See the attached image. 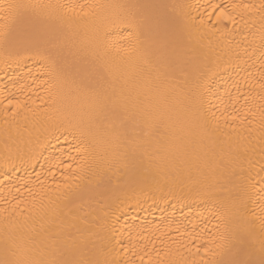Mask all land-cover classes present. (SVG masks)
I'll list each match as a JSON object with an SVG mask.
<instances>
[{
	"label": "snow or ice",
	"instance_id": "6c2138e0",
	"mask_svg": "<svg viewBox=\"0 0 264 264\" xmlns=\"http://www.w3.org/2000/svg\"><path fill=\"white\" fill-rule=\"evenodd\" d=\"M186 7L167 0H0L5 74L12 61L27 67L29 87L42 90L48 105L34 113L42 138L18 157L27 175L11 178L32 199L28 216L13 211L0 218V264H121L92 221L64 211L112 167L139 178L174 175L210 211L190 231L176 228L196 242L191 264H264V187L234 191L235 173L226 163L234 148L219 139V117L207 107L224 103L218 80L231 81L244 117L259 114L264 138V0L205 6L211 24L202 15V26L226 39L243 36L220 50L204 45L203 28L193 32ZM3 101L14 116L26 110L7 87ZM14 163L4 158L5 167ZM257 197L259 214L249 211ZM147 243L140 251L149 259L140 256L141 264H182L179 248L149 250ZM135 249L125 251L137 256Z\"/></svg>",
	"mask_w": 264,
	"mask_h": 264
},
{
	"label": "bare ground",
	"instance_id": "6f19581e",
	"mask_svg": "<svg viewBox=\"0 0 264 264\" xmlns=\"http://www.w3.org/2000/svg\"><path fill=\"white\" fill-rule=\"evenodd\" d=\"M71 2L84 3L87 0H71ZM167 2L189 6L182 12L193 32L197 28H203L205 46L210 43L212 47L220 50L228 44V39L233 40L234 43L243 40L241 35L226 39L225 34H213L200 24L202 15L205 23L211 24L207 17V11L210 9L205 6L220 3L221 0H167ZM229 2L259 3L260 0H229ZM255 23L258 29V19ZM248 30L244 29V31ZM233 31L239 29L234 28ZM4 58V50L0 48V99L7 87V91L12 93L15 99L26 102V110L14 116L11 111L6 112L7 101L0 102V210H3L0 218L13 211L22 213L26 217L29 215L32 198L26 189L22 188L17 192L12 185L18 186V179L11 178L27 175L24 167L19 164L18 157L26 155L35 146L37 139L42 138L41 123L39 119L34 118V113L37 111L42 113L48 105L42 90L34 86L29 87L31 80L25 78L27 67H22V70L17 69L15 61H12L13 66L7 70L11 75H6ZM222 73L223 69L220 70L219 75L222 76ZM217 87L219 94L224 97V103L212 100L207 107L210 109V117L211 112H215L219 117L221 125L219 139L226 146L231 144L234 148L233 156L226 161L229 170L235 173L234 191H239L241 195L245 192H254L264 187L261 184L264 180V171H262L264 155L261 154L264 151V138L259 126V114L257 113L255 117L251 114L244 117L241 109L244 101L236 100L240 92L231 81L219 79ZM252 111L256 112V109L253 108ZM233 115L237 116L236 120L231 119ZM9 155L16 159V163L5 167L4 158ZM5 173L8 174V181H5ZM57 178H60L59 170H57ZM182 187L181 180L167 172L148 174L146 178H139L124 169L112 167L93 177L84 189V198L69 205L64 211L92 221L96 225L94 231L101 232L111 239V246L114 249L112 254L115 256L119 253L117 258L121 260V264L125 258L134 260L135 264H141L140 256H143L145 261L149 259L148 255L140 251L141 246L147 243L141 238L145 236L154 242L147 243L149 250L153 248L164 250L166 246L171 245L174 249L179 248L183 253V257L177 256L176 259L181 260L182 264L185 261L191 264L196 252V242L190 239L187 232L181 235L176 228L179 226L181 230L187 228L190 231L193 224L199 226L205 217L211 216V213L206 211L199 201L192 198L194 194H189L186 188L182 190ZM9 188H11L10 193ZM253 210L257 214L260 212L258 197L255 203L249 204V211ZM208 227L211 228L212 225L209 224ZM173 241L176 243L173 244ZM132 244L136 245L135 251L139 255L133 256L132 251H125V248H131ZM189 244L192 245L191 253L186 250ZM199 256H203V249ZM199 256L195 258L198 260ZM151 258L157 259L155 252H152Z\"/></svg>",
	"mask_w": 264,
	"mask_h": 264
}]
</instances>
